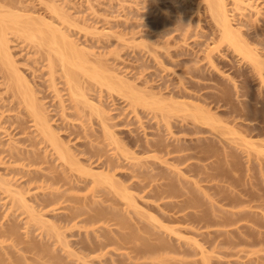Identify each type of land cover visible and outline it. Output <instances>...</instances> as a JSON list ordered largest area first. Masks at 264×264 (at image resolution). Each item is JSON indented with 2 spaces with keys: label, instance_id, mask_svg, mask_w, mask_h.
I'll return each mask as SVG.
<instances>
[{
  "label": "rangeland",
  "instance_id": "rangeland-1",
  "mask_svg": "<svg viewBox=\"0 0 264 264\" xmlns=\"http://www.w3.org/2000/svg\"><path fill=\"white\" fill-rule=\"evenodd\" d=\"M245 1L250 3L249 6L250 5L251 6L250 7L246 6L245 7L246 9L244 8L246 11L243 9V11H245V12L242 11L241 12L242 14L240 13L241 10L238 11V10H236V8H234L235 0H226L225 1V3L227 4L226 7L229 10L228 13H229V17L231 18V22H232L234 28L235 29L237 28L236 30L239 31L237 38L243 39V40L239 39V41H242V42L245 41V43H242L241 46L237 43L239 45L238 48H242V46H243L244 49L242 48V50H244V52L246 51L245 49H247V48L251 49L252 48L254 52L257 51L258 55H260L262 57V60H263V58H264V0H244V3H245ZM248 3H246V5ZM0 6H1L0 9L2 8V11H5V12L6 11L9 12L12 10H16V12H19L20 11L19 8L22 7L21 11L23 8L24 9L27 8L25 10L26 13H28L27 15L22 16L23 18L21 16H20L21 18L18 16L21 20V21L18 20L20 23V24H18L20 26V28H19V26L15 27L14 23L12 24V23L6 22L7 24L8 23L12 24V25H9V26H11L10 30H9V27H8V31L6 30V36L9 40L8 44H9L10 52H11V55H12L14 61H15V63H14L15 67H13V69L10 67V69H12L14 71V68H16L15 70H17V72L20 73V76L23 75L24 78H26V80H29L30 85L32 86L31 88H33L32 90H34L33 92H35V93H33V95L35 94L34 98L37 99V101L36 100L35 101L40 102V105L42 104L46 108V110H44V111H45V113L47 111L46 115H48L47 118H49V120H50L51 128L56 131L57 137L59 138L60 141L62 140L64 143L66 142L67 143L66 145L69 144L68 146H70V149H71L70 152L71 153L73 152L71 154V156L74 154V158H72L71 156H70V158H72L74 161L79 162L80 166H84V167H86V169H88L87 167L90 166L91 170H89V173H91L92 169H93V171H95L93 173H96V171L105 172L107 169L106 168L103 169V167H105V166L102 165L104 163V161L109 160L107 162H112L114 165H115L114 162H116L118 164V167L114 166V167H116V169L113 168V169H111L112 171H110V172L114 173L113 174L114 177L112 176L114 178V181L117 180V181L123 182V184H124V182L127 184H130L131 186H129V187H130L131 192L136 195L135 198L138 200V201L137 200L136 201L139 203V206L140 205H142V207L144 206L145 209H142V210L146 213V214L143 213L145 216L142 217V215H141L142 213L139 212V209L142 207L137 209L138 212L137 211L134 212L132 210L133 208L125 209L124 208L125 207L124 199L120 198L118 195L111 194V198L113 197L114 203L110 202V201H107V202L104 201L103 202V200L101 199L102 196L96 197V199H99L100 202H93V201H91V199H87L86 201H89V203L87 202V205H85L84 208L82 207L83 212H81L82 215L80 214L81 218H79V219H82V216L84 218H86V216L88 217V215L90 216V214L94 215V214H92V213H94V211H96L94 209L97 208V210H98V207H100V209H101L103 206H105L107 208V207H109L108 205L110 203H113V206H114L113 212H115L119 216L121 215V217L123 216V218H122L123 221L125 218H126V220L129 219V221H131L129 223V226L131 224H133L136 227L138 224L137 227H140L139 224L144 223L145 225L144 224L143 225L148 227V228L144 227V229H142L141 228L142 226H141L140 227L141 230L137 229L139 231L138 235H142L141 237L150 236V234H152V233L147 234L149 232H147L146 230H148V229L152 230V227L154 229L155 228L154 225L155 224L157 225V223L159 222L158 221L159 219H161L160 221H163V223L165 225H168V226L169 225L172 226V224H173V226L177 227V225H178V227H180V229L182 230L181 232H183L185 229L186 230L190 229L192 226L191 227H190V225L187 226L188 223L190 224L189 221H187L186 224L185 223L179 224L178 222H176L178 224L175 225L176 223L174 221H172L173 223L171 224L169 220H166V219L164 220L163 217H160V214L163 213L161 211L162 213L159 214V212H160L159 203L160 202L154 201L155 198L152 200V198H153L152 196H151L152 198L151 197L147 198L150 195H145V194L153 193V192L149 191L150 187H152L151 186L152 183H153V185L156 183L159 184V174L163 173L162 171H164V170L166 172L165 173L166 176H167V172H168V175H169V173H170V175L173 173L172 174V175H174L173 177H176L178 175V173L180 174V173L184 172L183 175L180 174L181 176L178 175L177 177L183 178L182 180L180 179L181 182L183 180L184 181L188 180V182L187 181L184 182V183L187 182V184L188 183L190 184L189 179L192 180L191 184H190L191 186H188L189 184L187 185V184L183 183L184 186H186V189H187V187H189V188L191 187L190 189H192L194 186L195 187L198 186L197 188L200 189L199 185H201V188H202V186H203V188H205L204 186H208V185L210 186L211 183H212L211 186H213L214 183H216V184L218 183L219 186L225 184L226 186L233 187V188H229V189H234V191L239 192V193H237L238 195L241 193L240 195H244L243 197L247 198V199L251 195L249 193H246V192H245L246 193V195H245L244 192L242 193L239 190H241L243 188H245V189L250 188L251 190H249V189L248 190L251 192V194H254V192H255V194L256 193H258V194L264 193V191H263V189H264V176H262V174H261L262 171H260V170H262V168L264 169V167H263V165H264V154L263 153L264 152L260 153L257 151L259 149V147H261V146L264 147V80L262 79L264 77L263 76L264 75V68L262 70L260 69L261 72L254 69V65L256 64L255 61L253 64V62H252L253 60L248 59V57L246 55H244L245 53L244 52L242 53V50L235 49L226 40L223 41L221 39L220 27L217 25L216 18L213 15L211 9L209 8L207 0H0ZM247 7H248V9H247ZM10 8L11 9L13 8V9L11 10ZM57 10L60 11L59 16L63 15L64 17L63 16H62V18L59 17L58 16L59 11H57ZM25 11L23 10L22 12L24 14H26ZM27 11L32 12V14L31 13L30 14L35 15V17L33 18V16L29 15V12H27ZM2 13H4V12H2ZM9 13H11V12H9ZM23 13H21V14H23ZM25 16H31L34 20H35L36 16H38L40 18L44 16L43 18L46 17V19H44V20H47V19H48V21L51 20V22H55V23H53V25H56V26L58 25L59 28L61 27V29H63V30L65 29L66 33H68V35L70 34L71 38L73 39V42L75 40L76 45H78L79 49H81L80 52L82 51L81 53H85V54H82V56L85 55V56H83L85 58L87 55V57H86L87 61H88V59L91 60V62L88 61L87 64L85 63L87 66L84 65L85 68L86 67L88 68V69L86 68V71L87 70H91V71L96 70V71H99V73H101L102 71H106L105 73L102 72V75H103L102 77H106L108 75H109V77L110 76L113 77L112 74L110 75V72H115V73L118 72V75L120 73V75L124 76L123 77L124 79H122V80L123 81L125 80V83H127V84H123L124 87H125V85H128L130 83L129 85L132 86L136 91L135 92L133 90V93L135 92V93H137V94L139 93V95H141L143 92V94L146 95L145 98L143 97L144 99H146L147 95L151 94V93L149 94L148 91L154 92L153 94H151V96L147 97V99H148V100L146 99L147 102H145L146 100L143 99L145 103L142 102L143 103V104L141 103L142 105L141 104L134 105L137 108L132 107L129 104V103H131L130 102L131 100L129 98H126L125 97L126 95H123L125 92L119 93L117 91H112V90L109 91V89L107 87H105L104 85H101V83H103V81L100 80L101 81L100 82L97 80L95 83L92 82L93 80L92 79L90 80V76L88 75L89 74L88 71H87V74H85L86 72L84 71V69L82 71L79 68L80 71H78L79 70L78 67L66 65V66H68V68L70 70L73 67L76 68V70L78 69L77 70L78 72L76 71L75 73L76 74L78 73V75L80 76L79 78H81V81H79V83L81 82V84H80L81 87H82V83L84 82L83 83L84 88L82 87L84 90H82V91H84L85 94L87 95V97L91 98V100L93 102H96L97 104L101 103L100 105L103 107V109L105 108L106 113H105V116H103V117H107V118H105L106 119L105 123H107L108 128H110L109 130L112 131V134L115 137H117V139H119L118 141H120V143H119L118 148H120V146L122 145L123 147H121V148L124 149V154H122V151H120L118 148H116V146H118V145L114 144V142L111 139L110 140L107 139L108 137L105 138L104 134H107V136H109L108 133H105L106 131L108 132V129L104 130V127L102 126L103 124H101L98 115L97 116H96V114L92 115L93 113L90 115L91 112L88 109L89 107H86V104L84 102H83V105L85 107L81 104V106L84 108H82L80 105L79 106L82 109H84L85 112L86 111L88 112V110H89L90 113H88V114L90 115V117H89V115L88 116L86 115L87 117H85L84 115L86 113L83 114L84 117L83 116L80 117V114L78 115L79 111L77 109H75V106L73 107V105H75L74 103L77 102L76 100L79 101V99L80 100H83V99H81V97H82L81 95H80L81 97L78 95L79 97H78V99H75V102H73L71 100V97H70L71 95H70V90H69L70 87H69V84L66 82L67 77H65V74H64L65 72L63 73V71L66 70L67 68H66V66H64L66 69L64 67H62V65H61L62 63L60 61H58L59 57L57 55H55L57 52L54 51L56 49L54 47L52 49L51 48L49 49L48 47L50 45L47 46V44H46V46H45V44L40 45L39 40H36L33 38L30 39L22 31L24 28L28 29L31 24H32L31 28H32V26L34 28L39 27V23H42L43 21H41L37 18L38 21H40V22L38 24L34 25L37 21L35 20V23L33 22L34 23L33 24V23H31L32 20L28 19V20H30L29 21L30 25H28V22H26V23L23 22V19H24V21H25V18L27 19V17H25ZM65 17H66V20L64 19ZM43 18H41V19H43ZM58 19H60V20H58ZM7 21H10V20L8 19ZM21 22H23L26 26L23 25V23L21 24ZM31 28H29V29H31ZM15 29H17L18 31ZM33 29H31V30H33ZM34 30L37 31V29H34ZM24 31H25V29H24ZM37 32H35V34ZM36 35H38V34H36ZM36 37H34V38H36ZM239 43H241V42H239ZM216 45H217V47H215L214 49H211L213 46H216ZM245 45H247V47ZM81 47H83V50L86 49L87 52L90 50L89 54L86 53V50L83 52ZM248 49H247V51H248ZM47 53H49V54L51 53L50 54L51 56ZM47 55L50 56L49 57L50 59L51 58L53 59V60L51 59L52 63L54 61L53 66H51V67H53L52 69L49 66L50 63L48 64L49 60L47 59L48 58ZM88 55H90V56H88ZM260 56H259V58H261ZM77 60H75V62H77ZM92 62L95 63L96 65L95 66L92 65L93 64ZM89 63L91 65H89ZM98 64H99V66H98ZM3 66H4L3 63L0 60V158H2V161H3V162L1 161L2 163H0V178L3 179V177H5L7 182H11L13 184L12 188L16 189L15 190L16 192H20L17 190H21L23 192V195H24L23 197L26 198L27 204L29 203L30 205H33V207L35 208V211L36 212L39 211V214L42 213V216H44V217H40V219L44 218L43 220L46 222H48V220H50L49 222H52V224H54V222L56 224H58V226H60L58 231L60 233H62V235H60L61 237H59V238H58V235L60 233L58 234L55 232H53V233L50 232V234L52 233V235H50V234H49L50 236L47 235V233H48L47 232L48 229H46L47 223L45 222L46 226H43V227H45L43 229L41 227L42 223L40 222V220L38 222V220L36 221V219L33 218V217H35L34 216L35 213H34V215H32V213H31V211L33 212V210H31V209H30V211L28 210L31 214V215H29L27 210H25L22 207H19V205L14 204L16 202L13 203L12 200L15 201L16 198L13 197L12 194H9L8 193L9 191L4 190V188L6 187L5 185H0V228L1 229H2V226H3V228H5V226L11 224L12 222H15L16 225L19 226L18 227L19 231L18 230L17 231H18V233L20 232L19 237H21V242L23 239H24V241H25V239L27 241L30 239L32 241L34 240L35 242H37V241L40 242V244L42 246H44V245L47 247L50 246L51 248L49 247L50 248L49 255H50V252L51 253L54 252L55 253V255H53L54 257L56 256V254L59 255L60 257L62 256L61 257L62 260L64 259L63 261H65V262H67L69 260L68 261L69 264L70 263L71 264L72 263L73 264H84L85 263V262L83 263L80 261V260L83 261L84 258L78 259L79 256H77L76 253H74L75 251H73V250H76L78 255L80 254V257H81V254H82V257L88 256V258L90 260L86 257L84 259V261H86L88 259L87 262L88 261L93 262V260H94L93 264H119V262L121 263V260H123L122 262L127 261L126 262L127 264H130V263L135 264V262L138 263L139 260H140L139 262L146 261V264H150L154 260L157 261V263L159 260L160 263H158V264H204V260L201 257L202 254L200 252L202 250H203V252H205L204 255H206L208 257V262H210V260H211L210 264H226V263L227 264H236V263L241 264V262L243 260L245 262H248L247 264H249V262H250V264H255L256 261H257V264H258V261H261V262L263 261V264H264V251H263L264 250V243L261 244L260 242H258V243H260L259 245L257 243H255V244H257L255 246V244L251 245V243H249V241H251L250 239H248L249 241L246 239V243L248 241L249 245L248 244L245 245L246 243L243 239H244V237L245 238H249V237H248V235H247V237L244 236L243 232H242V234L240 232L241 230L244 229L243 231L245 233H247L248 231H250L252 229V226H253L252 222L247 223L249 221H245V224L251 225L250 230L248 228L245 229L244 227L247 226V225H245L244 227L242 226V228L240 227V229L238 228V231L234 230L237 228L236 226H230V225H229L230 227L227 226V228H226V226L221 228L220 226L218 227L216 225H213L212 227H210V226L208 227L210 229L203 226L204 229H202L200 227L202 230L198 231L200 229L199 227L198 228L196 227V226H198V224L194 223L195 224L194 225L192 223L193 228L196 227L192 231L198 232V233L199 232L201 233V231H203V230L207 231V232L210 230L213 231L216 229V228H214L215 226L218 227L219 230L221 229L222 231L228 229L227 232L230 233V235H231L230 231H233V232L235 231L236 233L240 232L237 234L235 232H234L235 234L232 233V234H234L232 237L235 236L234 237V239H235L236 236H238L239 234H241V235H239L240 237L244 236V237H242V241H243L242 243L243 244L240 242V245H244L245 249L243 248V246H240L239 244L237 246L236 245L234 246L236 248H233V247L226 245V244H224V245L222 244L220 246V244H218V241H217V239L219 238L217 233L220 232L221 230L220 231L217 230L218 228L216 229L217 230L215 233L216 235H214L215 231L212 232L213 234L211 232H208L207 235H205L206 232H205V234L204 233L201 234V235L205 236V239L203 236H202L203 238H201V236L199 237L200 233L199 234L193 233L191 231V229L188 230L189 232L184 231L183 232L184 234L181 233L185 236L186 235L191 236L190 238H192L193 236H196L195 238L197 240H199V241L201 240L199 242L200 244H202V245H199L201 250H199V246L197 248V245L196 246H195V244L192 245L190 243L191 241H189V239H188V241H189V245H188L187 241L185 243V238L182 237L179 239L178 236L175 235L174 233L170 234L169 232L163 231V229L160 228V230L163 231L162 232L159 230V228H155L154 229L155 231L159 230L158 232L156 231V234L157 233H158V235L161 234L162 237L164 235V236H166V237H164L166 239L170 238V241L169 240H167V241L170 244L172 243L173 247H175V246L178 247V245H179L178 248L182 250V249H186V248L181 247V246H184L186 244V245H188L187 248L189 247L188 249L189 250L191 249L195 253H189V255H184L183 253H181L179 251H174L176 253H174V252L171 253V251H170V252H168V254L160 253V255L157 259H155V256H152V257H154V258H152V257H149L150 256L149 255V256H147L149 258L142 257V259H140V257H138L139 260H136V256L134 259V254H135L134 249L136 246L135 247L132 246L134 248L133 249L132 247L130 248V247H128V245H126V244H129V246H130V244L132 245L133 243H126V244L124 243V245L127 246V248H123L124 246L122 244L123 247H121V250L115 251L119 248L118 246H116V245H119L116 242H115L116 245H113L114 244L113 243L111 246L108 245L109 248L105 247L106 249L108 248L107 250L105 248L103 249L105 252L101 249H100L101 251L98 249V250H95V252L93 251V253H92V251H91V253L89 251H87L88 245H89L87 241L90 242L92 237L94 238L95 236L99 235V232H103L104 230L106 231L105 228H107L108 231L111 230V228L114 230L116 229L115 230L116 232H118V230H120V229H121L120 231H123L122 228L118 229L122 222L120 224H114L115 219L114 220L112 219L113 215H114V214L112 215L113 212L110 213L111 215L108 213L109 216H107V212H109V210H110L109 209L110 207H109L108 211H107V209H105V210L103 209L104 211L102 210L103 213L105 211H106V213L103 214L104 216L102 215L103 217L102 216L100 217L99 221H101V222L95 221V224L90 223V225H93V226H90L89 223H87L88 225H86V223L84 224V222H82L83 224L81 223V225L79 227H77L78 226V224H77V226H75V227L73 226L74 228H70L71 227L70 224L73 225V223L71 222L69 224V223L65 222L66 219L62 220V218H65L66 216L68 218L69 217L68 215L71 216V214H70L71 209L69 208L70 207L69 205H71V207L72 206L74 207L76 205L75 203H74L75 205L72 204L73 201L70 202L68 200L67 202L63 203L64 208H58V209L56 206H55V208L54 207L52 208V206H50L47 208L44 207V209H43L42 206L38 205V203L40 202V199L44 198V196H45L44 194L49 193L50 188H52V187L54 188V186L50 187L48 190H46L44 188V187H48V186H44V185L50 184V180H51L50 176H51V178L53 177L52 175H54V177L60 178V175H62L61 177H63L65 174H67V175H65V177H67V176L69 177V175H70V180L73 179L72 177H74V179H75L74 182L76 184L73 182V180H71V182L67 181V183H65L66 181L64 182L61 180L64 184L61 183V181L59 182L60 185L58 184L59 192L66 190V191H64L65 195H69L71 197H73L74 195H75L74 197H76V196L82 197V196H84V194L89 196L90 193L87 194L89 191L86 190L87 189L86 187H83L86 184L76 182V180H77L76 178L81 177V179L84 178V179H86V181L90 180L89 183L91 184L92 176L89 175L88 170H86L82 167L81 168L86 170L87 172L84 170L81 171L80 166H79L80 171L74 170V169H77L76 166L73 167L74 169L69 171V165H68L69 163L65 162L62 158L58 157L59 155H57V153H55L56 150L54 151V149L52 148L53 146L48 144V140L46 139L47 137L44 138V137H42L41 133L39 134L37 126L34 123L35 121L32 120L33 118H31V116H29V112H28L29 109L27 111L25 104L22 103L23 100L21 102L22 98H21L20 94L18 92L16 93V90L14 88L16 83L14 82V84H13V82H11L12 78L10 77V74L8 71H10V72H13V71L8 69V68H7L8 69L7 70ZM91 66H94V67H91ZM61 67L64 70H62ZM74 68H73V70H75ZM97 68H100V69H97ZM109 69H111V71H109ZM260 74H263L262 78H261ZM120 77H122V76H120ZM79 78H77V79L79 80ZM107 79H109V78H107ZM113 79L115 80L114 77H113ZM89 81H91L90 84H88ZM71 84L73 86L72 82H71ZM198 85H200V86H198ZM75 87H77V86H75ZM132 87H128V88H130V90H131ZM73 89H76V88H73ZM125 89H127V88H125ZM78 90H81V89H78ZM127 90H129V89H127ZM130 90H129V92H131ZM144 90L147 91V93L146 92L144 93ZM140 91H141V94H140ZM76 92H78L77 89H76ZM80 93H82V92L80 91ZM204 94H210L211 96L207 98V97H205ZM152 95L154 96V98L152 97ZM216 95L217 96L221 95L220 96L221 98L217 99ZM161 96H163L162 98L166 97V98H170V99H172V97H173V99H176V100L178 99V101L179 100L185 101L187 103H190L192 101L194 103H196V102L200 103L202 101V98L203 99L207 98V99H205L206 102H205V100H203L204 102L202 101L201 103L204 105L206 103L205 107H208L209 110H211V112H213V113L215 112L216 113L215 115L218 116V117L216 116V118H219V119H220V117L222 118L221 122L219 120H217V121H219L218 123L215 122L216 131L218 133L215 130H213L210 125H205V126L203 125L204 126V128H203L204 132H200L197 134L192 133L190 131L188 132L185 130H183V131H185V132H183L179 128L185 121L187 122L188 120H185L184 122L182 121L183 123L181 122V118L186 117L184 115L185 110H183V108H181L182 105H180V106L176 105L177 107H175V106L172 107L170 105L171 102L168 100L169 104H168V102H166V103L170 107L165 106L164 108H162L163 111H161L162 109L159 110L160 108H158V106H157V108H156V106L154 107V105H156L158 103L157 101L159 99H162V98H159ZM156 98H158V99H156ZM166 98H164V99H166ZM60 99H62L64 102V103L62 102L63 105H65L64 111H63ZM152 99L153 100L155 99L156 101L155 100L153 101ZM149 102H154V103L157 102V103L156 104H154V103L150 104ZM79 103H81V102L79 101ZM146 103H149V105H146ZM144 104H145V106H144ZM167 104H165V105H167ZM157 105H159V103ZM182 107H185V106H182ZM246 107H252L253 110L251 111V113L246 112V109H245ZM173 108L180 109V111H177V109H173ZM181 109H182V111H181ZM82 113H84V112H82ZM186 113H189V112H186ZM161 114H163V116ZM165 115L166 116L168 115L169 117H171L169 120L171 128H169V129L172 130L173 133H171V131L168 130V127L166 126L167 124L164 123L166 120H168V119H166L168 117H166ZM164 116H165V118H164ZM163 119L165 121H163ZM187 119L190 120L191 117H188ZM186 122H185V124H186ZM251 125L253 127V128H251L253 131H250V129H249V127H251ZM189 126L191 127V125H189ZM259 128H260V130H258ZM262 128H263V130H262ZM233 129H235V130H233ZM239 129H241V130H239ZM254 129H256V130H254ZM223 130L225 132L223 134L224 136L219 135L221 133V131H223ZM236 130H238V133L236 132ZM246 131H248V132H246ZM161 135L164 138L163 140L166 141L167 143H176L177 139L181 138L180 139L181 142L184 141V143L186 142L188 144L190 142L194 143L195 139L198 137L200 139H204V137H205V139H204L205 142L209 141L212 144H214V146H216L218 144L215 147V149L218 151H215V152H216V154L218 152L219 157L218 156H216V157L222 158V159H224V154L222 155V153L227 152L229 150L230 152L228 151V153H233L234 159L238 160V163H236L237 167L234 166V167H236V169H234L235 171L232 170V166L230 164H229V167L224 165L225 163L224 164L222 163V159L216 160V161H218L216 163L215 159H213L214 157H212V160H214V162L216 164L212 163L211 159L209 160V158L207 160L204 159L205 161L202 159L203 162L200 161V159L197 160L198 158L197 159L193 158L191 162H193V165L195 167L198 164L199 165V167L197 166L198 168L201 167L200 165L203 166L204 164L205 165L208 164L209 166L214 165V168H212V169H216L215 168L216 166H221V168L224 166L225 168H223V170L228 168L227 170H225L226 173H228V176H226L225 175L226 173H225L224 178H226V177L228 178L230 175L231 176L233 175V177L236 178L238 181H240V182L242 181L241 183H243L242 184L243 188H241L242 185L240 186L241 183L239 184V182H237V180H234V181H236V183H233V181H232L233 178H232V180H231V178H228V180H227V178L226 179L223 178L224 180H219L218 177L224 176L223 173L219 172L218 169H220V168L217 167L218 169H216L214 171L211 168H208V165L206 166L208 168V172L211 169V171L213 172L212 174H217V172L221 173V175H218V177H217L218 179L217 178L214 179V181H217V182L213 181L214 182L213 183L212 181L207 182L208 180H202V181L200 180L199 181L200 184L197 182V184H199V185H197V184H196L197 186L192 185L194 183L193 182L194 177H195L194 180H196V178L205 179L204 174H202L203 172L205 173V171H204L206 168V167H204L205 165L203 166L204 170L202 169L203 172L199 173L200 170L199 169L197 170V167L195 169V167H192V165L186 166L187 164H179V163L175 164L173 162V160L170 159L171 158L170 155H165L164 152H162V150L159 149V147H157L156 145L155 146L152 145V144H155V142L158 141L160 138H162ZM243 135H246L245 139L248 138V139H246L247 141H245L243 138H241ZM46 140H47V142H46ZM111 141H112V143H111ZM11 146L15 147L16 149H11L10 148ZM158 146H159V142H158ZM224 148L227 150L223 151ZM125 150L128 153V156H129V157L127 156L128 158L125 157V154H126ZM11 151L16 154L17 160L14 161V159L10 156ZM153 155L157 156L158 158H159V156H162V159L168 158V161H167V163H166V160H164L165 162L164 161L160 162L159 159L153 158ZM149 156H151V157H149ZM220 156H223V157H220ZM134 157L136 159L141 158V160H139L140 162L143 161V162H141L142 164L139 162L141 166L137 165L135 163V161H137V160H134L135 159ZM72 159H70V160H72ZM237 160H236V162H237ZM219 161H221V163L223 165H221V163ZM239 161H240V163H239ZM144 162L147 164H144ZM172 162L175 165H171V164H173ZM258 162H260V164ZM132 163L133 164L135 163L136 165L135 164L132 165ZM168 164H170L171 166ZM261 164H262V166H261ZM145 165H146V167L147 166H150V167L145 169L144 168ZM257 166H259V168L261 167L260 170L258 169ZM70 167H72V166L70 165ZM187 167H190L191 169L193 168L196 171H199L198 173L201 174L202 176L200 175L201 177H196V174L193 173L195 170H192L193 172L188 171V170H190V168L188 169ZM203 167H201V168H203ZM177 168L178 169L180 168L182 171H180V170L178 171ZM229 168H231V169H229ZM142 169H144L143 170L144 172L147 169L151 170L152 174L154 172L155 177H156V179L151 180L152 179L151 178L152 176H151L149 179L151 181L147 180V182L149 181V183H151V185L149 184V186H148L149 189H147L148 191H144L145 193H142L143 190L139 191L140 188L138 189L137 187L132 185L133 180H137V179L132 178V177L137 175V172L139 170H141V174H142ZM29 171H31L32 175L37 174L36 176H40V177L36 178L37 181L34 180L36 182L32 181V182H29V184H28L27 174H29V173H27V172H29ZM159 171H161V172L157 173ZM227 171H231L232 173L231 172L229 173ZM214 172H216V173H214ZM112 173H110V175ZM148 173H150V172H148ZM156 173L158 174V176H156ZM176 173H177V175H176ZM71 174L73 176H71ZM165 174H164V176H165ZM199 174H198V176H199ZM209 174L210 173H208V174L206 173V175H209ZM79 175H81V176H79ZM45 177L48 180H44ZM65 177H63V179H66ZM145 177H143V175H142L143 179ZM7 178L9 179V181L7 180ZM38 178H40V180ZM140 178H141V176H140ZM170 178H172V176ZM170 178H168L167 181L170 180ZM146 179H144L145 180L144 182H146ZM171 180L174 181L173 178ZM176 180H178V179H176ZM225 180H227V181H225ZM220 181H221V184H220ZM47 182H48V184H47ZM160 182H163V180H161V178H160ZM177 182H179V181H177ZM107 183H104V185L109 186ZM232 183L234 185L238 183L239 186H236V188H235L234 185L232 186ZM245 183H246L247 187L245 186ZM248 183H251V187L249 186L250 184H248ZM0 184H2V183H0ZM27 184L29 185V187ZM40 184H42L43 187H38ZM176 184H178V183H176ZM228 184H230L231 186ZM78 185L80 186V188H77ZM225 185L222 186L224 189L219 187V186L218 187L220 188V190L223 189V190L228 191L229 189L227 190ZM60 186H62V187H60ZM75 186H77V187L74 188ZM182 186L183 185H181V190H179L180 192L184 190V189L182 190ZM184 186H183V188H184ZM257 186H258L259 191L257 189ZM218 187H215V188H218ZM10 188H11V186H10ZM197 188H195V189H197ZM206 188H205V191H206ZM261 188H262V190H260ZM195 189H193L194 192H195ZM202 189L200 190V196L202 193L201 192ZM212 189H210V191ZM184 191L187 194H190V192L188 193L186 190H184ZM189 191H191V190H189ZM207 191H208V189H207ZM210 191H208V192H210ZM231 191H233V190H231ZM210 193L209 194L206 193V196H207V194L209 196ZM141 194L143 197H146V198H142ZM198 194H199V191H198ZM247 194H249V195H247ZM17 195H14V196H17ZM211 195L208 198L205 196V194H203V196H205L204 198L201 196L202 201L205 199L202 202L204 208L205 207L209 208V206H207V205H210V204H208V202L206 200H208L210 202L213 201V199H212L213 197L211 198ZM176 197L177 196H175L174 198H176ZM216 197L217 196H215V198ZM12 198H14V199H12ZM172 198H170V199L166 198L165 200L166 201L175 200ZM179 198L183 199L184 196L179 195ZM179 198L177 197L176 200H179ZM209 198H211V200H209ZM165 200H163V201H165ZM215 200H217V198ZM157 202H158V205H157ZM219 202L220 201H215V203H214V201H213L212 204L214 203V205H216V203H218L219 206L218 205L217 206L219 208L221 206V207H226L227 209L229 208V210L230 209L234 210L232 206L226 205V203H224V202H221L222 204ZM145 203L149 204V205H146ZM250 204L253 207H251V205H249V204L244 205L246 207H248L247 205H249L251 207V208L248 207L247 210H252L253 212L255 210L256 213H259V214L260 213L262 214V212L264 211L262 209L263 205L262 206L258 205L259 207L257 206L258 208H256L255 202H252ZM258 204H259V202H258ZM262 204H264V203H262ZM145 205H146V207H145ZM222 205H225V206H222ZM149 206H151V207H149ZM66 207H68V208H66ZM105 207H103V208H105ZM246 207H243V208L246 209ZM160 208L162 209V207H160ZM208 208H206V209H208ZM214 208L216 209V207H214ZM49 209H53V210H49ZM188 209L186 212L195 211V212L199 213L198 210H196V208L195 209L194 208H188ZM212 209H213V207H212ZM227 209H224V210H227ZM184 212L179 214V215L184 214ZM253 212H251V213H253ZM83 213H85L84 214L85 216L83 215ZM139 213H140V215H139ZM105 215L107 216V219L111 216V218H109V219H111V221H109V219H108V222H107ZM118 215H116V218H118V220H121L120 219L121 217H119ZM29 216H33V217H30V218H32V220L30 219V221L28 223L27 221L29 220ZM154 216H156V218H158L157 221H156V219L155 220L152 219ZM27 218H28V220H27ZM35 218H37V216ZM104 218H105L106 222H105ZM33 219H34V221H33ZM118 220H116V222H118ZM96 222H98V223H96ZM124 223H125V225H127L126 222H123V224ZM263 224H264V221L262 220V225ZM50 225L48 224V226H50ZM242 225H244V223ZM61 226H62V228H61ZM101 226H103V227L101 228ZM132 227H134V226H132ZM132 227H131V229L133 231ZM183 227H186V228H183ZM257 227L258 226H256V228ZM86 228L89 230H87ZM103 228H104V230H103ZM254 228H255V226H254ZM45 229L47 231H45ZM85 229H86V231H85ZM125 229H126V227H125ZM196 229H198V230H196ZM257 229L254 231V232H256L255 234L260 236L263 233L262 237L264 238V225L261 227H258ZM128 230H129V228L127 229V232H128ZM105 231L103 233H105ZM125 231L126 230H124V232ZM155 231H153V232H155ZM259 231H261L262 233H257ZM116 232H115V234H116ZM145 232H146V234H145ZM103 233H101V234H103ZM209 233L211 234V236L213 235L212 238H214L215 236L218 237L216 239V242H217L216 247H218V248L214 249V246H215L214 242L215 241H213L214 244L212 243L213 246L211 245L210 242H212V240H211L212 238L210 240H209V238L207 239V236L209 237V235H210ZM136 234H137V232H136ZM143 234H144V236H143ZM154 234L152 235V238L150 237V239L154 238L153 237ZM110 235L115 237V235L112 233ZM226 235H227V233H226ZM230 235H227V237H231ZM132 236H134V235L132 234ZM137 236H135V238ZM19 237L17 235L16 238H19ZM86 237L87 238L91 237V238L87 240ZM221 237L222 236H220V239H221ZM3 238H4V241L2 240ZM95 239H96V237H95ZM97 239L99 240L100 238H97ZM194 239H190V240H194ZM206 239L209 240L210 242L209 241L207 242ZM220 239H218L219 242L221 241ZM222 239H223V237H222ZM18 240H20V239H18ZM83 240H85V244L83 243ZM186 240H187V238H186ZM0 241H3V242H0V253L4 254L3 256L5 258L9 255L8 253H10L11 251L15 252V253L12 252L13 254L11 253V255H17V254L20 255L21 254V251H16L18 249L13 250V247L10 246L11 244H13L11 242V239L8 238L6 241L5 237H2L0 239ZM61 241L62 242L66 241L67 245H66V242L61 244ZM133 241H134V239H133ZM10 242H11V244H10ZM44 242L47 244H45ZM119 242L121 243L122 241H119ZM174 244H175V246H174ZM217 244L219 246H217ZM22 245H24L23 242L18 244L19 247L20 246L22 247ZM84 245L85 246L87 245L86 246L87 248H85ZM186 245H185V247H186ZM260 245H262V249H261ZM6 246L8 248L10 247L9 249H11V250H9V252H7L8 255L5 256L6 251L8 250ZM66 246L69 247V250L71 249V253L69 250H67ZM82 246L86 250L84 248H82ZM115 246H116V248H115ZM201 246H203V247H201ZM227 246H229V247H227ZM238 246L241 248H238ZM178 248H176V249H178ZM228 248H231V249H228ZM237 248L239 249V251ZM204 249L207 251H205ZM212 249H214V253H211L213 251ZM242 249H243V252L241 253L240 250H242ZM225 250H227V251H225ZM234 250L237 254L234 252ZM197 251H199V252H197ZM224 251L227 252L226 253L227 255L224 253V255L221 256ZM231 251H232V253H231ZM254 251H257V252L255 253ZM259 251H261V252H259ZM34 252L24 253V255L27 259L25 262L23 259V262H24L23 264H44L45 262L47 264L48 263L47 261H49V262L51 261L52 264H55V263H53V260H55V258L52 260L51 255H50V257H48L49 259L47 258V256H49V255H47L48 253L44 255V254H42L43 252H40L39 254L42 257L44 255V257L42 258L38 254L39 251H37V253H34ZM72 253H74L75 254L74 256H76V257H74ZM100 253H102V254L99 255ZM69 254H71V256ZM83 254L86 256H83ZM123 254L125 256H127V255L133 256L132 259L135 262L132 263L131 259H129L128 256L126 258H124L125 256ZM11 255H9V256H11ZM97 255L99 256V258ZM146 255H148V254H146ZM0 256L2 257L1 254H0ZM30 256L33 257L34 259H36L37 261L33 260L34 261L33 262L32 259L30 260ZM56 257H57V259L59 258L61 260L60 257H58V256H56ZM50 258H51V260H50ZM65 258H67V259H65ZM151 258L154 260H152ZM7 259L9 261L10 258L7 257ZM59 259H58V261L60 262ZM75 259H77V260H75ZM253 260H255V261L253 262ZM244 261L242 264H245ZM143 263H145V262H141L140 264H143Z\"/></svg>",
  "mask_w": 264,
  "mask_h": 264
},
{
  "label": "bare ground",
  "instance_id": "bare-ground-1",
  "mask_svg": "<svg viewBox=\"0 0 264 264\" xmlns=\"http://www.w3.org/2000/svg\"><path fill=\"white\" fill-rule=\"evenodd\" d=\"M208 1V5H209V8L211 9V11H212V13H213V15L215 16V18H216V22H217V25L220 27V30H221V39L223 40V41H227L231 46H233L235 49H237V50H242V48H243V46H242V48H238L239 47V45L241 46L242 45V43H245V41H239V39H241V38H237L238 37V34H239V31L238 30H236L235 28H234V26H233V24H232V22H231V18L229 17V10L227 9V7H226V3H225V1L226 0H207ZM246 3H248L247 1H245V3H244V0H235V6H234V8H236V10H238V11H240V13L243 11V9L246 7V6H248V7H250L249 6V4L250 3H248L247 5H246ZM54 4V3H53ZM52 4V5H53ZM3 6V5H2ZM54 6V5H53ZM1 7V6H0ZM21 7V6H20ZM248 7H247V9H248ZM22 8V7H21ZM21 8H19V10L21 11ZM55 8V7H54ZM58 8V7H57ZM11 9V8H10ZM9 9V10H10ZM13 9V8H12ZM11 9V10H12ZM18 9V8H17ZM27 9V8H26ZM26 9H22V11L24 10H26ZM246 9V8H245ZM244 9V10H245ZM4 10V9H3ZM8 10V11H9ZM61 10V9H60ZM18 11V10H17ZM19 11V12H20ZM16 12V10H12V11H9V12H11V13H9V12H5V11H2V8L0 9V60H1V62L3 63V67H5L6 69L8 68V69H10V67L13 69V67H15V65H14V63H15V61H14V59H13V57H12V55H11V52H10V48H9V40H8V38H7V36H6V30L8 31V27H9V30H10V28H11V26H9V25H12L13 23H14V25H15V27L16 26H19L18 24H20L19 23V21L18 20H20V18L22 17V16H24V15H27L28 13H26V11H25V13L26 14H24L23 12ZM56 11V10H55ZM57 11H59V10H57ZM246 11V10H245ZM245 11H243V12H245ZM2 12H4V13H2ZM15 12V13H14ZM27 12H29V11H27ZM21 13H23V14H21ZM32 14V12H29V15H31ZM60 13V11L58 12V16L60 15L59 14ZM242 14V13H241ZM20 18H19V17ZM31 16H33V18L35 17V15H31ZM31 16H25V17H27V19L25 18V21H24V19H23V22H28V25H30V23H29V21L30 20H32V22L31 23H35V20L37 21L34 25H36V24H38L40 21H38V19L39 20H41V21H43L42 23H39V27H33L32 26V28H31V25H30V27L29 28H31V29H37V31H35L34 29L33 30H31V29H26V28H24L25 29V31H24V29L22 30L23 32H24V34L27 36V37H29L30 39H36V40H39V43H40V45L41 44H45V46H46V44H47V46L48 45H50L48 48L50 49H52L53 47L56 49V50H54V51H56L57 53L55 54V55H57L59 58V60L58 61H60L62 64V67H64V66H66V65H71V66H76V67H78V69L80 68L82 71H83V69H84V71L86 72L85 74H87V71L89 72V76H90V80L92 79L93 81L92 82H96L97 80L98 81H103V83H101V85H104L105 87H107L108 89H109V91H117V92H119V93H121V92H125L123 95H126L125 97L126 98H129L131 101V103H129L132 107H136V106H134V105H138V104H141L142 102H144V100H146L147 99V97L148 96H151V94H153L154 92H150V91H148V93L150 94V95H147V97H146V99H144L145 98V94H143V92H142V94H141V91H140V94L141 95H139V93L137 94V93H135L136 91H135V89L132 87V86H130L129 84V86L128 85H125V87H124V85L123 84H127V83H125V80L123 81L122 79H124L123 77V75H120V73H119V75H118V72H110V75L112 74V76L115 78V80L113 79V77H109V75L108 76H106L107 78H109V79H107L106 77H102L103 75H102V72H106V71H102L101 73H99V71H96V70H93V71H91V70H87L86 71V68L84 67V65H86L87 64V62L88 61H90L91 62V60L90 59H88V61H87V59H86V57H87V55H86V57L84 58L83 56H85V55H83L82 56V54H85V53H81L80 52V50L81 49H79V46L78 45H76V43H75V40H74V42H73V39L71 38V36H70V34L68 35V33H66V30L64 31L63 29H61V27L59 28V26L57 27L56 25H53V23H55V22H51V20L50 21H48V19L47 20H44V19H46V17L45 18H43V17H41V18H43V19H41L40 17H38V16H36V18H35V20L31 17ZM63 16V15H62ZM62 16H59V17H61L62 18ZM57 17V16H56ZM64 17V16H63ZM19 18V19H18ZM23 18V17H22ZM38 18V19H37ZM60 18V19H61ZM9 19L10 21H7V20ZM28 19H30V20H28ZM60 19H58V20H60ZM65 20H66V17L64 18ZM63 19V20H64ZM27 20V21H26ZM56 20V19H55ZM21 21V20H20ZM6 22H9V23H12V24H7ZM23 22H21V24L23 23ZM6 24V25H5ZM23 25H25L24 23H23ZM27 25V26H28ZM26 26V25H25ZM38 26V25H37ZM14 27V26H13ZM7 28V29H6ZM18 28V27H17ZM19 28H20V26H19ZM63 28V27H62ZM15 30H17V29H15ZM14 30V31H15ZM13 31V30H12ZM18 31V30H17ZM20 31V30H19ZM35 32H37L36 34H38V35H36L35 34ZM241 33V32H240ZM8 34V33H7ZM241 35V34H240ZM239 35V36H240ZM37 36V37H36ZM34 37H36V38H34ZM38 38V39H37ZM71 38V39H70ZM238 41H237V40ZM241 40H243V39H241ZM239 42H241V43H239ZM239 45H238V44ZM78 46V47H77ZM246 47H247V45H245ZM215 47H217V45L216 46H213L211 49H214ZM82 48V50H83V47H81ZM250 48V47H249ZM244 49V48H243ZM248 49V48H247ZM247 49H245L246 51H247ZM252 49V48H251ZM251 49H248V51L246 52H244V50H242V53L244 52L245 54L244 55H246L247 57H248V59H250V60H253L252 62H253V64H254V61H255V65H254V69H256V70H258L259 72H261V70L264 68V58H263V60H262V57L260 56V55H258V53H257V51H253V49L251 50ZM86 50V49H85ZM85 50H83V52L85 51ZM51 51V50H50ZM89 52H90V50L87 52V50H86V53H88L89 54ZM247 53V54H246ZM47 54H49V53H47ZM51 54V53H50ZM49 54V55H50ZM91 54V53H90ZM48 56V55H47ZM51 56V55H50ZM50 56H48V64H49V66L51 67V66H53V63H54V61H53V63H52V60L49 58ZM56 56V57H57ZM88 56H90V55H88ZM245 56V57H246ZM259 56L261 57V58H259ZM91 58V57H90ZM77 60V62H75V60ZM93 60V59H92ZM84 63H83V62ZM59 62V63H60ZM86 63V64H85ZM93 63V62H92ZM89 65H91L90 63H89ZM92 65H96L95 63H93ZM87 66V65H86ZM94 66H91V67H94ZM98 66H99V64H98ZM101 66V65H100ZM61 67V68H62ZM53 67H51V69H52ZM65 68V67H64ZM67 68V69H66ZM66 70H64L63 68H62V70H64L63 71V73L65 74V77H67L66 78V82L69 84V90H70V97H71V100L73 101V102H75V99H78V97L80 96L81 97V99H83V100H80L79 99V101L81 102V103H79V101L78 100H76L77 102L76 103H74L75 105H73V107L75 106V109H77L79 112H78V115L80 114V117H82L83 116V114H85L84 116L85 117H87L89 114L88 113H90V115L92 114V115H95L96 114V116L98 115L99 116V119H100V122H101V124H103L102 126L104 127V130H107L108 129V132L106 131L105 133H108V135L109 136H107V134H104L105 135V138H107V139H111L113 142H114V144H116V145H118V146H116V148H118L119 147V143H120V141H118L119 139H117V137H115L113 134H112V131L111 130H109L110 128H108V125H107V123H105V121H106V119L105 118H107V117H103V116H105V108L103 109V107L100 105V104H97L96 102H93L92 100H91V98H89V97H87V95L85 94V92L84 91H82V90H84L83 88V83H82V87L80 86V84H81V82L79 83V81H81V78H79L80 76L78 75V73L76 74L75 72L78 70H76V68H74L75 70H73V68H71V70L68 68V66H66ZM96 68V67H95ZM104 68V67H103ZM7 69V70H8ZM12 69H10V70H12ZM16 68H14V71L13 72H10V71H8L9 72V74H10V77L12 78V81L11 82H13V84H14V82L16 83L15 84V90H16V93L18 92L19 94H20V96H21V102H22V100H23V102L22 103H24L25 104V107L27 108V111H28V109H29V116H31V118H33L32 120H34L35 122V125L37 126V129H38V131H39V134L41 133L42 134V137H44V138H46L47 140H48V144H50L51 146H53L52 148L54 149V151H55V153H57V155H59L58 157L59 158H62L65 162H67V163H69L68 165H69V171L70 170H72V169H74L73 167H77V169H74V170H79L80 171V168L82 167V168H84V169H86V167H84V166H80V163L79 162H77V161H74L72 158H74V154L71 156V154L73 153H71L70 151H71V149H70V146H68V145H66L67 143L65 142H63L62 140V142L59 140V138L57 137V133H56V131L54 130V129H52L51 128V124H50V120H49V118H47L48 117V115H46V113H47V111H46V113H45V111L44 110H46V108L41 104L40 105V102H36L37 101V99L36 98H34L35 97V94L33 95V93H35V92H33L34 90H32L33 88H31L32 86L30 85V82H29V80H26V78H24V76L22 75V76H20V73L19 72H17V70H15ZM69 69V70H68ZM80 69L78 70V71H80ZM88 69V68H87ZM94 69V68H93ZM97 69H100V68H97ZM106 69V68H105ZM104 69V70H105ZM261 69V70H260ZM108 70V69H107ZM16 71V72H15ZM77 71V72H78ZM109 71H111V69H109ZM108 71V72H109ZM115 71V70H114ZM19 73V74H18ZM83 73V72H82ZM114 74V75H113ZM261 75V78H262V75L263 74H260ZM105 76V75H104ZM120 76H122V77H120ZM264 76V75H263ZM77 78H79V80L77 79ZM126 78V77H125ZM103 79V80H102ZM263 80H264V77L262 78ZM11 80V79H10ZM78 80V81H77ZM114 80V81H113ZM262 80V81H263ZM100 81V82H101ZM119 81V82H118ZM128 81V80H127ZM126 81V82H127ZM71 82L73 83V86H72V84H71ZM90 82L91 81H89V83L88 84H90ZM86 83V82H85ZM99 83V82H98ZM71 85V86H70ZM75 86H77V87H75ZM198 86H200V85H198ZM87 87V86H86ZM85 87V88H86ZM128 87H132L131 88V90H130V88H128ZM73 88H76L77 89V91L78 92H76V89H73ZM124 88V89H123ZM125 88H127V89H129L131 92H129V90H127V89H125ZM78 89H81V90H78ZM127 90V91H126ZM133 90L135 91L134 93H133ZM80 91L82 92V93H80ZM143 91V90H142ZM101 92V91H100ZM127 92V93H126ZM139 92V91H138ZM147 93V91H145L144 90V93ZM130 93V94H129ZM85 94V95H84ZM79 95V96H78ZM205 95V97H210L211 95L210 94H204ZM217 96V95H216ZM219 96V95H218ZM217 96V99L218 98H221L220 96L218 97ZM223 96V95H222ZM84 97V98H83ZM142 97V98H141ZM144 97V98H143ZM152 97L154 98V96L152 95ZM163 96H161V97H159V98H162ZM150 98V97H149ZM164 98H166V97H164ZM164 98H162V99H159L157 102L159 103V105H157L156 103H154V102H149L150 104L151 103H154V104H156V105H154V107L156 106V108H157V106H158V108H160L159 110H161L162 108H164L165 106H167V107H170L168 104H169V102H168V100L171 102L170 103V105L172 106V107H177V106H180V105H182V106H185V107H182L181 106V108H183V110H185V112H184V115L188 118V117H191V119L189 120V119H187L186 117H183V118H181V122L183 121H185V120H188L187 122H186V124H185V122L180 126V130H185V131H190V132H192V133H195V134H197V133H200V132H204V126L205 125H210L211 126V128L213 129V130H215L216 131V125H215V122H221V120H222V118L220 117V119L219 118H216V116L217 115H215L216 113L214 112H211V110H209V108L208 107H205V105H206V103H205V105L204 104H202L201 102L203 101V100H205V99H207V98H205V99H203L202 98V101L200 102V103H194L193 101L192 102H190V103H187V102H185V101H178V99L176 100V99H173V97H172V99H170V98H166V99H164ZM223 98V97H222ZM144 99V100H143ZM156 99H158V98H156ZM216 99V100H217ZM36 100V101H35ZM61 101V105H62V108H63V111H64V107H65V105H63V100L62 99H60ZM148 100V99H147ZM147 100L145 101V102H147ZM153 100V99H152ZM155 100V99H154ZM153 100V101H154ZM215 100V101H216ZM156 101V100H155ZM261 101V100H260ZM63 102V103H62ZM83 102L86 104V107H89L88 109L90 110V112H89V110H88V112L86 111L85 112V110L84 109H82V108H84L85 106L83 105ZM144 102V103H145ZM166 102H168V104L166 103ZM199 102V101H198ZM204 102V101H203ZM205 102H206V100H205ZM149 103H146V105H149ZM194 103V104H193ZM81 104L84 106V107H82L81 106ZM143 104V103H142ZM141 104V105H142ZM165 104H167V105H165ZM82 107H80V106ZM88 105V106H87ZM153 105V104H152ZM177 105V106H176ZM144 106H145V104H144ZM252 106V105H251ZM171 107V108H172ZM137 108V107H136ZM173 109H177V108H173ZM246 109V112H250L251 113V111L253 110L252 109V107H246L245 108ZM76 110V111H77ZM136 110V109H135ZM134 110V111H135ZM255 110V109H254ZM137 111V110H136ZM161 111H163V109L161 110ZM177 111H180V109H177ZM181 111H182V109H181ZM233 111V110H232ZM82 112H84V113H82ZM186 112H189V113H186ZM82 114V115H81ZM87 115V116H86ZM90 115H89V117H90ZM162 116H163V114H161ZM83 116V117H84ZM166 116V115H165ZM165 116H164V118H165ZM88 117V118H89ZM101 117V118H100ZM166 117H168V118H166V119H168V120H164L163 119V121H165L164 123L165 124H167L166 126L168 127V130H170L169 128H171V126H170V118L171 117H169L168 115L166 116ZM218 117V116H217ZM185 118V119H184ZM217 120H219V121H217ZM189 125H191V127L189 126ZM204 125V126H203ZM248 127V126H247ZM106 128V129H105ZM251 128H253L252 127V125H251V127H249V129H250V131H253ZM256 128V127H255ZM233 130H235V129H233ZM239 130H241V129H239ZM254 130H256V129H254ZM258 130H260V128L258 129ZM262 130H263V128H262ZM171 131V133H173V131L172 130H170ZM185 131H183V132H185ZM217 132V131H216ZM236 132L238 133V130H236ZM241 132V131H240ZM239 132V133H240ZM246 132H248V131H246ZM218 133V132H217ZM225 132H224V130L223 131H221V133L219 134V135H223ZM248 134V133H247ZM188 135V134H187ZM218 135V134H217ZM224 136V135H223ZM161 137H162V135H161ZM245 137H246V135H243L241 138H243L245 141H247L246 139H248V138H246L245 139ZM43 138V139H44ZM178 138V137H177ZM219 138V137H218ZM164 138L162 137V138H160L158 141H156L155 142V144H152V145H156L157 147H159V149L160 150H162V152H164V154L165 155H170V159H172L173 160V162L175 163V164H177V163H179V164H187L186 166H189V165H192V167H195L194 165H193V162H191L192 161V159L194 158V159H197V160H199L200 159V161H202L203 162V160L204 159H208L209 158V160L211 159V161H212V163H217L218 161H216V160H221L222 158H218L219 156H218V152H217V154H216V152L215 151H218V150H216L215 149V147L218 145H216V146H214V144H212L211 142H205V137H204V139H200L199 137L198 138H196L195 139V142L193 143H184V141L183 142H181V138L179 139H177V142L176 143H167L166 141H164L163 140ZM176 139V138H175ZM184 139V138H183ZM221 139V138H220ZM45 140V139H44ZM47 140H46V142H47ZM162 140V141H161ZM204 140V141H203ZM207 140V139H206ZM232 140V139H231ZM112 141H111V143H112ZM221 141V140H220ZM158 142H159V146H158ZM64 143V144H63ZM237 143V142H236ZM260 145V144H259ZM258 145V146H259ZM262 145V144H261ZM121 147H123L122 145L120 146V148H118L120 151H122V154H124V149L123 148H121ZM11 149H16L15 147H13V146H11L10 147ZM223 148V147H222ZM70 149V150H69ZM219 149V148H218ZM225 150H227V149H225L224 148V150L223 151H225ZM229 151V150H228ZM228 151L227 152H224V153H222V155L224 154V159H222V163L224 164V165H226L227 167H229V164L232 166V170H234V169H236V163H238V160L237 159H234V156H233V153H228ZM258 152H264V147H259V149L257 150ZM125 152H126V154H125V157H127L128 156V153H127V151L125 150ZM220 152V151H219ZM230 152V151H229ZM257 152V153H258ZM235 154V153H234ZM259 154V153H258ZM264 154V153H263ZM220 155V154H219ZM13 159H14V161L15 160H17V156H16V154L14 153V152H12L11 151V155H10ZM33 156V155H32ZM35 156V155H34ZM70 156L72 157V158H70ZM216 156H218V157H216ZM129 157V156H128ZM127 157V158H128ZM148 157V156H147ZM149 157H151V156H149ZM212 157H214L213 159H215V162H214V160H212ZM216 157V158H215ZM220 157H223V156H220ZM135 158V157H134ZM133 158V159H134ZM153 158H157V159H159V161L160 162H162V161H164V160H166V163H167V161H168V158H163L162 159V156H159V158L157 157V156H155V155H153ZM218 158V159H217ZM70 159H72V160H70ZM203 159V160H202ZM241 159V158H240ZM134 160H137V161H135V163L137 164V165H140V163L141 162H143V161H139V160H141V158L140 159H134ZM236 160H237V162H236ZM2 161V158H0V163H2L1 162ZM107 161H109V160H107ZM107 161H104V163L102 164V165H104L105 167H103V169L104 168H106L107 170V172L105 171V172H103V171H96V173H93V172H95V171H93V169H92V171H91V173H89V170H91V167L89 166V167H87L88 169H86V170H88V173H89V175L90 176H92V178H91V180H92V182H91V184L89 183L90 182V180L87 182L86 181V179H81V177L80 178H76L77 180H76V182H79V183H83V184H86V185H84L83 187H86L87 189V191H89L87 194H89L90 193V195L89 196H87V195H85L84 194V196H80V197H78V196H76V197H74L73 195V197H71V196H69V195H65V192L64 191H66V190H63L62 192L60 191L59 192V187H58V184H59V182L62 180V181H66L65 183H67V181H69V182H71V180H73V182L75 181V179H74V177H72L73 179H71L70 180V175H69V177L67 176V177H65V175H67V174H65L63 177H65L66 179H63V177H61L62 175H60V178L59 177H54V175H52L53 177L51 178V176H50V184H48V182H47V184L48 185H44V186H48V187H44L46 190H48L50 187H52V186H54V188L52 187V188H50V190H49V193H45L44 195V198L42 199H40V204L38 203V205L39 206H42L43 207V209H44V207H50V206H52V208L54 207L55 208V206L57 207V209L58 208H64V204L63 203H65V202H67L68 200L71 202V201H73V205H75L74 207L72 206L71 207V205H69L70 207V209H71V216L70 215H68L69 217L67 218V216L65 217V218H62V220L63 219H66L65 220V222H67V223H73V225H71L70 224V228H74L75 226H77V224H78V226L77 227H79L80 225H81V223L82 222H84V224L86 223V225H88L87 223H89V225H90V223L92 224H95V221H98V222H101V221H99L100 220V217L104 214V213H106V211L103 213V211L105 210V209H107V211H108V208L111 210H109V212H107V216H109L108 215V213L110 214V213H112L113 212V210H114V206H113V203H114V200H113V197L111 198V194H115V195H118L120 198H122V199H124V201H125V209H128V208H133L132 210L135 212V211H137V209L138 208H140V207H142V205H140L139 206V203L137 202L138 200L135 198L136 197V195L135 194H133L132 192H131V190H130V187L129 186H131L130 184H127V183H125L124 182V184H123V182H120V181H117V180H115L114 181V176H113V174L114 173H112V172H110V171H112L111 169H116V167H118V164L116 163V162H114L115 163V165L112 163V162H107ZM190 161V162H189ZM205 161V160H204ZM140 162V163H139ZM165 162V161H164ZM172 162V163H173ZM220 163H221V161H219ZM78 163V164H77ZM134 163V164H135ZM171 164V165H175V164ZM195 163V162H194ZM211 163V162H210ZM209 163V164H210ZM215 163V164H216ZM219 163V164H220ZM221 163V165H223ZM239 163H240V161H239ZM259 164H260V162H258ZM133 163H132V165H134ZM135 164V165H136ZM142 164V163H141ZM144 164H147V163H145L144 162ZM143 164V165H144ZM228 164V165H227ZM70 165L72 166V167H70ZM168 165H170V164H168ZM170 165V166H171ZM205 165V164H204ZM203 165V166H204ZM208 164H206L204 167H206ZM212 165V164H211ZM79 166H80V168H79ZM114 166H116V167H114ZM141 166V165H140ZM197 166L199 167V165L197 164ZM196 166V167H197ZM201 167H203L202 165H200ZM234 166H236V167H234ZM260 166V165H259ZM259 166H257L258 167V169L260 170V168H259ZM261 166H262V164H261ZM143 167V166H142ZM150 166H147L146 167V165L144 166V168L146 169V168H149ZM191 167V166H190ZM190 167H187L188 169L190 168ZM196 167H195V169H196ZM197 167V170L199 169L200 170V172L199 171H196L195 169H191L190 168V170H188L187 168V170L188 171H192V170H195L193 173H195L196 174V177H201L202 175L201 174H199V173H201V172H203V170H204V167L203 168H198ZM217 167H219L220 169H218ZM234 167V168H233ZM263 167H264V165H263ZM81 168V171H83L84 169H82ZM208 168H214V165L213 166H209L208 165ZM208 168L206 167L205 168V173L203 172L202 174H204V177H205V179H202V178H196V180H194V178H193V184L192 185H196L197 184V182L199 183V181L201 180H208L207 182H213L214 181V179H216L217 177H218V175H221V173H223V175L226 173V171L225 170H227L228 168H226L225 170H223V168H225L224 166L221 168V166H216L215 168L216 169H218L219 170V172H221V173H219V172H217V174H212L213 172L211 171V169L209 170V172H208ZM239 168V167H238ZM237 168V169H238ZM249 168V167H248ZM203 169V170H202ZM207 169V170H206ZM216 169H212V170H216ZM229 169H231V168H229ZM86 170H84V171H86ZM144 169H142V174H141V170H137L136 172H137V175H135L134 177H132V178H135V179H137V180H133V186H135V187H137L138 189L140 188V190L139 191H141V190H143V192L142 193H145L144 191H148L147 189H149V184L151 185V183H149V181H151V180H154V179H156V177H155V173L153 172V174H152V171L151 170H149V169H147L145 172L143 171ZM149 170V171H148ZM177 170L179 171H182L180 168L178 169L177 168ZM231 170V171H232ZM112 173L111 175H110V173ZM231 171H227V172H231ZM235 171V170H234ZM260 171H262L261 172V174H262V176H264V169L262 168V170H260ZM87 172V171H86ZM140 172V173H139ZM148 172H150V173H148ZM161 171H159V172H157V173H160ZM164 174L166 173L165 172V170L164 171H162ZM199 172V173H198ZM216 172H214V173H216ZM259 172V171H258ZM27 173H29V174H27V176H28V179H27V182H28V184H29V182H32V181H34V180H36L37 181V177H40V176H36L35 174V176L34 175H32L31 174V171H29V172H27ZM109 173V174H108ZM149 175H148V174ZM156 173V176H158V174ZM163 173H160L159 174V184H154L153 185V183H152V187H150V192H153V193H149V194H145V195H150L149 197H147V198H150L151 196L153 197H151L152 198V200L154 199V201H159L160 203H159V209H160V212H159V214L160 213H162V214H160V217H163L164 218V220L166 219V220H169L170 221V223L172 224L173 222L172 221H174L175 223L176 222H178L179 224H181V223H185L186 224V222L187 221H189L190 222V224L188 223V225L187 226H189L190 225V229H191V231L192 230H194L196 227L198 228H202V229H204V227L203 226H205V227H212L213 225H216V226H220L221 228L222 227H224V226H226V228H227V226H236L237 228L236 229H234L233 227V229L234 230H237L238 231V228L240 229V227L242 228V226L244 227L245 225H247V224H245V221H249V222H247V223H251L252 222V229L254 228V226H255V228L252 230L251 229V225L249 224V225H247V226H245L244 228L245 229H251L250 231H246L247 233H245L243 230H241L240 232H241V234H242V232H243V234H244V236H246L247 237V235H248V237L249 238H245L244 236H239V235H241V234H239L238 236H236V240L234 239V237H232L235 233L233 232V231H230L231 232V235H230V233H228L227 232V230H224V231H222L221 229V231L223 232H221L220 230H219V228L218 227H214V228H218L217 230H219L220 232H218L217 233V235H218V237H214V238H212L213 237V235L211 236V234L209 235V237L207 236V239L209 238V240L211 239L212 240V242H210L209 240H207L206 239V241L208 242H210L211 243V245H212V243H213V241H215L214 243H215V246H214V249L215 248H218V247H216V239L218 238V239H220V236H222L223 237V239H222V237H221V241L219 242V240L217 239V241H218V244H220V246L223 244H226V245H229V246H231V247H233V248H236V247H234L235 245L237 246L238 244L240 245V242L242 243L243 241H242V237H244V241H245V243H246V239L248 240V239H250L251 241H249V243H251V245L252 244H255V243H257L258 245L261 243V244H263L264 243V238L262 237V232L261 231H259V232H257V233H262L260 236H258L257 234H255L256 232H254L258 227H261V226H263L262 225V220L264 221V204H262V203H264V193H261V194H258V193H256L255 194V192H254V194H251V192L249 191V190H251L250 188H243V183H241L240 181H238L236 178H234L233 177V175L230 177H228V178H231V180H232V178H233V183H236V181H234V180H237V182H239V184H240V186L242 185V187L241 188H243V189H241V190H239L240 192H244V194L246 195V193H249L251 196V198L249 197L248 199L247 198H244L243 196L244 195H238L237 193H239V192H237V191H234V189H229V188H233V187H229V186H226L225 184H223V185H220L219 186V184L217 185L216 183H214V182H217V181H214L213 183V186H211V184H210V186L208 185V186H204L205 188H206V191H207V189H208V191H210V189H212L211 191L213 192H206L205 191V188H203V186H202V188H201V185H199V184H197V185H199V187H200V189L199 188H197V187H195V188H197V189H195L194 187L192 188V189H190L189 187H187V189H186V186H184V184H187V182H188V180H185V181H187L186 183H184L185 181L183 180L182 182H181V180L183 179V178H181V177H177L178 175L179 176H181L180 174H182L183 175V173L184 172H182V173H178V175H177V173H176V177H173L174 175H170V173H169V175H168V172H167V176H166V174H165V176H164V174ZM206 173L208 174V173H210L209 175H206ZM232 173V172H231ZM31 174V175H30ZM92 174V175H91ZM147 174V175H146ZM194 174V175H195ZM198 174H199V176H198ZM234 174V173H233ZM25 175V174H24ZM56 175V174H55ZM142 175H143V177H145L144 179H146V182H144L145 180L142 178ZM145 175V176H144ZM154 175V176H153ZM201 175V176H200ZM206 175V176H205ZM226 176H228V173H226L225 174ZM225 175L224 176H220V177H218L219 178V180H224V179H226V178H224L225 177ZM71 176H73L72 174H71ZM79 176H81V175H79ZM113 176V177H112ZM140 176H141V178H140ZM149 178H148V177ZM152 176V177H151ZM172 176V178L174 179V181L176 180V179H178V180H176L175 182L173 181V180H171L172 178H170ZM150 177L152 178L151 180H149L150 179ZM155 177V178H154ZM203 177V178H204ZM236 177V176H235ZM5 177H3V179H4ZM48 178V177H47ZM68 178V179H67ZM160 178H161V180H163V182H160ZM168 178H170V180H168L167 181V179ZM217 178V179H218ZM221 178V179H220ZM224 178V179H223ZM228 178H227V180H228ZM2 178H0V183H2V184H0V185H5L4 187V190L5 191H9L8 193L9 194H12V196L13 197H15L16 199H15V201L14 200H12V202L14 203V202H16V203H14V204H16V205H19V207H22V208H24L25 210H27V212L29 213V215H31L30 214V209L31 210H33V212L31 211V213H32V215H34V213H35V217L37 216V218H35V217H33V216H29V220H28V218H27V222L29 223V221H30V219L32 220V218H30V217H33L34 219H36V221L38 220V222H39V220H40V222L42 223V225H41V227L44 229L45 227H43V226H46V223H47V228L46 229H48V231L45 229V231H47L48 233H47V235H49L50 234V232H55V233H60L59 231H58V229L60 228V226H58V224H56L55 222H54V224H52V222H49L50 220H48V222H46V221H44L43 219H40V217H44V216H42V213L41 214H39V211L38 212H36L35 211V208L33 207V205H30L29 203L27 204V200H26V198L25 197H23L24 195H23V192L21 191V190H17V191H20V192H16L15 190L16 189H14V188H12V183L11 182H7L6 181V178L3 180ZM39 180H40V178H38ZM166 179V180H165ZM181 179V180H180ZM7 180L9 181V179L7 178ZM44 180H48V179H46V177H45V179ZM147 180H149L148 182H147ZM227 180H225V181H227ZM230 180V179H229ZM230 180V181H231ZM36 181H34V182H36ZM61 181V183H63ZM177 181H179V182H177ZM191 181L192 180H190L189 179V182H190V184H191ZM108 182V183H107ZM11 183V184H10ZM75 183V182H74ZM104 183H107L109 186H107V185H104ZM121 183V184H120ZM176 183H178V184H176ZM183 185L184 186V188H183V186H182V190L184 189V190H186L188 193L190 192V194H187L184 190L183 191H179V190H181V185ZM184 183V184H183ZM226 183V182H225ZM228 183V182H227ZM231 183V182H230ZM232 183V186L234 185ZM27 184V185H28ZM64 184V183H63ZM76 184V183H75ZM189 184V183H188ZM187 184V185H188ZM188 185V186H191V185ZM216 184V185H215ZM220 184H221V181H220ZM248 184H250L249 186L251 187V183H248ZM259 184V183H258ZM42 184H40L38 187H43V185L41 186ZM57 185V186H56ZM60 185V184H59ZM62 185V184H61ZM178 185V186H177ZM180 185V186H179ZM226 186V188H227V190L229 189L230 191L231 190H233V191H226V190H223L224 188L222 187V186ZM228 185H230V184H228ZM10 186H11V188H10ZM36 186V187H37ZM108 188H107V187ZM132 186V187H133ZM221 187V188H223V189H221L220 190V188L219 187ZM231 186V185H230ZM235 186V188H236V186H239L238 185V183L237 184H235L234 185ZM245 186L247 187V185H246V183H245ZM28 187H29V185H28ZM60 187H62V186H60ZM70 187V186H69ZM77 186H75L74 188H76ZM82 187V188H83ZM179 187V188H178ZM215 187H218V188H215ZM262 187V186H261ZM43 188V189H44ZM77 188H80V186L78 185V187ZM254 188V187H253ZM252 188V189H253ZM13 189V190H12ZM42 189V188H41ZM85 189V188H84ZM146 189V190H145ZM193 189H195V192H194V190ZM202 189V193H201V196L204 198L205 196H206V193H210V195H211V198L213 199V201H214V203H215V201H220L219 203H221V202H224V203H226V205H230V206H232L233 207V209L234 210H232V209H230L229 210V208L227 209L226 207H221L220 206V208L218 207L219 205H218V203H216V205H214V203L212 204V202H210V201H208V200H206L207 202H208V204H210V205H207V206H209V208L212 206L213 207V209H212V207L209 209L208 207H205L204 208V206H203V201L205 200H203L202 201V197L200 196V190ZM255 189V188H254ZM257 189H258V186H257ZM256 189V190H257ZM52 190V191H51ZM58 190V191H57ZM189 190H191V191H189ZM193 190V191H192ZM236 190V189H235ZM260 190H262V188L260 189ZM45 191V190H44ZM198 191H199V194H198ZM255 191V190H254ZM258 191H259V189H258ZM263 191H264V189H263ZM64 192V193H63ZM180 192V193H179ZM183 192V193H182ZM186 194H185V193ZM206 192V193H205ZM224 192V193H223ZM234 192V193H233ZM246 192V193H245ZM15 193V194H14ZM18 195H17V194ZM253 193V192H252ZM20 194V195H19ZM185 194V195H184ZM203 194H205V196H203ZM208 194H207V198L208 197H210V195L208 196ZM249 194H247V195H249ZM14 195H17V196H14ZM22 195V196H21ZM135 195V196H134ZM179 195L181 196H184V198L182 199H180L179 198ZM20 196V197H19ZM100 197V196H102L101 197V199L103 200V202L104 201H110V202H113V203H110L108 206L109 207H105V206H103V207H105V208H101L100 209V207H98V210H97V208L96 209H94V210H96V211H94V213H92V214H94V215H91L90 214V216L88 215V217L86 216V218H84L83 216H82V219H79V218H81L80 216L82 215L81 214V212H83V208L85 207V205H87V202L89 203V201H86L87 199H91V201H93V202H100V200L99 199H96V197ZM175 196H177L178 198H179V200H176V198H174ZM215 196H217L216 198H217V200H215L216 198H215ZM141 197L142 198H146V197H143L142 196V194H141ZM173 197V198H172ZM166 198H168V199H170V198H172V199H175V200H173V201H166L165 199ZM211 198H209V200H211ZM215 198V199H214ZM12 199H14V198H12ZM137 200V201H136ZM163 200H165V201H163ZM26 201V202H25ZM162 201V202H161ZM263 201V202H262ZM210 202V203H209ZM252 202H255L256 204V208H258L259 206H262L263 205V212H262V214L260 215L259 213H256V211L254 210V212L256 213H254L252 210H247L248 209V207L249 208H251V207H253L250 203H252ZM258 202H259V204H258ZM75 203V204H74ZM144 203V202H143ZM156 203V202H155ZM205 203V202H204ZM223 203V204H224ZM146 204V203H145ZM206 204V203H205ZM212 204V205H211ZM222 204V203H221ZM246 204H249V205H251V207L249 206V205H247L248 207H246V206H244V205H246ZM61 207H60V206ZM113 207H112V206ZM146 205H149V204H146ZM146 205H145V207H146ZM157 205H158V202H157ZM214 205V206H213ZM218 205V206H217ZM259 205V206H258ZM66 206V205H65ZM203 206V207H202ZM206 206V205H205ZM222 206H225V205H222ZM258 206V207H257ZM83 207V208H82ZM149 207H151V206H149ZM160 207H162V209L160 208ZM202 207V208H201ZM214 207H216V209L214 208ZM219 209H218V208ZM229 207V206H228ZM243 207H246V209L245 208H243ZM66 208H68V207H66ZM148 208V207H147ZM188 208H196V210H198V212L199 213H197V212H195V211H188V212H186L187 211V209ZM198 208V209H197ZM201 210H200V209ZM204 208V209H203ZM206 208H208V209H206ZM100 209V210H99ZM104 209V210H103ZM142 209H145L144 208V206L142 207V208H140L139 209V212L140 213H142L141 215H142V217L143 216H145L144 214H146ZM224 209H227V210H224ZM260 209V208H259ZM29 210V211H28ZM49 210H53V209H49ZM82 210V211H81ZM103 210V211H102ZM142 210V211H141ZM189 210V209H188ZM162 211V212H161ZM185 211V212H184ZM201 211V212H200ZM73 212V213H72ZM130 212V211H129ZM138 212V211H137ZM184 212V214H182V215H179V214H181V213H183ZM194 212V213H193ZM251 212H253V213H251ZM260 212V211H259ZM38 213V214H37ZM140 213H139V215H140ZM144 213V214H143ZM81 214V215H80ZM85 213H83V215H84ZM115 216H114V215ZM40 215V216H39ZM111 215V214H110ZM112 215H113V220H114V224H120L121 222V224H120V227L118 228V229H120V228H122V230L123 231H120V230H118V232H116L114 229H112L111 228V230H109L108 231V229L107 228H105L106 229V231L104 230V228H103V230L105 231V233H103V232H99V235H97V236H95L96 237V239H95V237L93 238L92 237V239H91V241L89 242V241H87L88 239H90V238H87V242H88V249H87V251H89L90 253H91V251H92V253H93V251L95 252V250H103L105 247H108V245H112L113 243V245H116L115 244V242L117 243V244H119V245H116V246H118L119 248L117 249V250H115V251H118V250H121V247H123V248H127V246H125L124 245V243L126 244V243H133L132 245L130 244V246H129V244H126V245H128V247H135V249H134V259H135V256H136V260H139L138 259V257H140V259H142V257H147V256H149V257H152V256H155V259H157L158 257H159V255H160V253H165V254H168V252H170L171 251V253H173L174 251H179V252H181V253H183L184 255H189V253H195L194 251H192L191 249V251L187 248V246L189 245V241H191L190 243L192 244V245H194L195 244V246L197 245V248H198V246L199 245H202V244H200L199 242L201 241H199V240H197L195 237L196 236H193L192 238H190L191 236H185V235H183L184 233V231H188V230H190V229H188V230H184L183 232H181L182 230L180 229V227H178V223H176L175 225H177V227L176 226H173V224H172V226L171 225H165L164 223H163V221H160L161 219H159L158 220V218H156V216H154L152 219L153 220H155L156 219V221L158 220L159 222L157 223V225L155 224L154 226H155V228H159V230H160V228H162L163 229V231H167V232H169L170 234L172 233H174L175 235H177L178 236V238L180 239V238H185V243H186V241H187V243H188V245H186V247H185V245L184 246H181V247H184V248H186V249H179L178 247H179V245H178V247H176L175 246V244H174V246L176 247V248H178V249H176L175 247H173V244L171 243H169L167 240H169L170 241V238H168V239H166V238H164V237H166V236H164L163 235V237H162V235L161 234H159L158 235V233L156 234V231L153 229V227H152V230L153 231H155V232H153L152 230H146L147 232H149V233H147V234H150V233H152V234H150V236H144V234H143V236L144 237H141L142 235H138V230L137 229H140L141 230V228L142 229H144V227H147V226H144L145 224L144 223H142V224H139V226L141 227H137L138 226V224H137V226L135 227V225H133V224H131L132 226H134V227H132L131 225L129 226V223L131 222V221H129V219H127L126 220V218L124 219V221L122 220V218H123V216L121 217V215L119 216L118 214H116L115 212H113L112 213ZM116 215H118L119 217H121L120 219L121 220H118V218H116ZM259 215V216H258ZM39 216V217H38ZM85 216V215H84ZM104 216V215H103ZM102 216V217H103ZM106 216V215H105ZM107 216L105 217L106 219H107ZM141 217V216H140ZM159 217V218H160ZM263 217V218H262ZM105 218H104V220H105ZM109 218H111V216L109 217ZM108 218V219H109ZM34 219H33V221H34ZM102 219V218H101ZM108 219H107V222H108ZM103 220V221H104ZM112 220V221H113ZM116 220H118V222H116ZM126 220V221H125ZM152 220V221H153ZM109 221H111V219H109ZM243 221V222H242ZM46 222V223H45ZM64 222V223H65ZM98 222H96V223H98ZM105 222H106V220H105ZM116 222V223H115ZM123 222H126L127 223V225H125V223L123 224ZM140 222V221H139ZM40 223V224H41ZM133 223V222H132ZM194 223H197L198 224V226H194L195 228H193V224ZM244 223V225H242ZM48 224L50 225V226H48ZM83 224V223H82ZM144 224V225H143ZM167 224V223H166ZM192 224V225H191ZM196 224V225H197ZM68 225V224H67ZM66 225V226H67ZM195 225V224H194ZM74 226V227H73ZM90 226H93V225H90ZM153 226V225H152ZM157 226V227H156ZM159 226V227H158ZM229 226V227H230ZM250 228H249V227ZM256 226H258L257 228H256ZM18 225H16V223L15 222H12L11 224H9V225H7V226H5V228H3V226H2V229L0 228V239L2 238V237H5V239H6V241H7V239L9 238V239H11V242L13 243V244H11V242H10V246H12L13 247V250H16V249H18V250H16V251H21V254L20 255H18L17 253V255H11V253L12 252H14V251H11L10 253H8L9 255H11V256H9L8 254H7V252H9V250H11V249H9L7 246V251H6V254H5V256L6 255H8L7 257H9L10 259H9V261H8V259H7V257L5 258L3 255L4 254H2V253H0L1 255H2V257L0 256V264H23L25 261H26V257H25V255H24V253H32V252H34V253H37V251H39L38 252V254L40 253V252H43L42 254H47V255H49V250H50V248L49 247H47V246H42L41 244H40V242H35L34 240L32 241V240H26L25 239V241H24V239L22 240V242H23V244L24 245H22V247L20 246H18V244H20V243H22L21 242V237H19V234H20V232L18 233V231H19V229H18ZM103 226H101V228H102ZM125 227H126V229H125ZM129 228V230H128V232H127V229ZM131 227L133 228V231H132V229H131ZM61 228H62V226H61ZM100 228V229H101ZM136 228V229H135ZM148 228V227H147ZM151 228V227H150ZM182 228V227H181ZM183 228H186V227H183ZM196 229V230H198V231H200V230H202V229ZM225 228V229H226ZM87 229V228H86ZM86 229H85V231H86ZM135 229V230H134ZM206 229V228H205ZM208 229H210V228H208ZM210 230V231H208V232H214V235H216L215 233H216V231L217 230ZM260 229V228H259ZM18 230V231H17ZM87 230H89V229H87ZM113 230V231H112ZM124 230H126L125 232H124ZM158 230V231H159ZM232 230V229H231ZM258 230V229H257ZM262 230V229H261ZM58 231V232H57ZM151 231V232H150ZM157 231V232H158ZM160 231H162V230H160ZM162 231V232H163ZM190 231V232H191ZM204 231V230H203ZM201 231V233H200V235H199V237L201 236V238H203L204 237V239H205V236L204 235H201V234H205V232H206V234L205 235H207V231ZM115 232H116V234H115ZM136 232H137V234H136ZM161 232V233H162ZM189 232V231H188ZM193 232V231H192ZM227 233V235H230L231 237H227V235H226V233ZM240 232H237V233H240ZM52 233L50 234V235H52ZM101 233H103V234H101ZM112 233V234H114L115 235V237L114 236H111L110 234ZM135 233V234H134ZM155 233V234H154ZM160 233V232H159ZM165 233V232H164ZM163 233V234H164ZM181 233H183V234H181ZM193 233H195V234H197L198 232H193ZM198 233V234H199ZM225 233V234H224ZM232 233H234V234H232ZM236 233V234H237ZM132 234L134 235V236H132ZM145 234H146V232H145ZM154 234V238L153 239H150V237L152 238V235ZM168 234V233H167ZM166 234V235H167ZM213 234V233H212ZM17 235H18V237L19 238H16L17 237ZM49 235V236H50ZM60 235H62V233H60L59 235H58V238L59 237H61ZM138 235V236H137ZM156 235V236H155ZM158 235V236H157ZM169 235V234H168ZM21 236V235H20ZM135 236H137L136 238H135ZM140 236V237H139ZM198 236V235H197ZM203 236V237H202ZM211 236V237H210ZM226 236V237H225ZM15 239H14V238ZM132 237V238H131ZM139 237V238H138ZM149 237V238H148ZM189 237V238H188ZM97 238H100L99 240L97 239ZM186 238H187V240H186ZM196 240H195V239ZM233 238V239H232ZM18 239H20V240H18ZM133 239H134V241H133ZM188 239H189V241H188ZM190 239H194V240H190ZM238 239V240H237ZM3 241H4V238L2 239ZM61 240V239H60ZM182 240V239H181ZM3 241H0V242H3ZM20 241V242H19ZM63 241V240H62ZM61 241V244L62 243H65V242H62ZM119 241H122L121 243L119 242ZM248 241H247V243L245 244V245H249V243H248ZM182 242V241H181ZM258 242H260V243H258ZM38 243V244H37ZM42 243V242H41ZM45 243V242H44ZM83 243L85 244V240H83ZM213 243V244H214ZM43 244V243H42ZM45 244H47V243H45ZM122 244H123V246H122ZM190 244V245H191ZM217 244V246H219ZM243 244V243H242ZM257 244H255V246L257 245ZM66 245H67V242H66ZM172 245V246H171ZM233 245V246H232ZM250 245V246H251ZM18 246V247H17ZM65 246V245H64ZM85 246V245H84ZM87 246V245H86ZM85 246V248H87ZM116 246H115V248H116ZM213 246V245H212ZM229 246H227V247H229ZM240 246H243V248L245 249V246L244 245H240ZM261 246V249H262V245H260ZM15 247V248H14ZM47 247V248H46ZM67 247V246H66ZM201 247H203V246H201ZM49 248V249H48ZM82 248H84L83 246H82ZM84 248V249H85ZM109 248V247H108ZM107 248V249H108ZM114 248V249H115ZM206 248V247H205ZM213 248V247H212ZM221 248V247H220ZM232 248V249H233ZM238 248H241V247H239L238 246ZM237 248V249H238ZM106 249V248H105ZM106 249V250H107ZM196 249V248H195ZM214 249H212L211 251V253H214ZM228 249H231V248H228ZM67 250H69V247H67ZM86 250V249H85ZM100 250V251H101ZM137 250V251H136ZM199 250H201L200 249V246H199ZM205 250V249H204ZM221 250V249H220ZM224 250V249H223ZM52 251V250H51ZM70 251V253H71V249L69 250ZM73 251H75L74 253H76V255L77 256H79L78 257V259L79 258H88V256H86V255H84L83 254V256H86V257H82V254H81V257H80V254L78 255V253L76 252V250H73ZM72 251V252H73ZM104 251V250H103ZM205 251H207V250H205ZM216 251V250H215ZM225 251H227V250H225ZM223 252V254L221 255V256H223L224 255V253L226 254L227 252ZM237 251V250H236ZM238 251H239V249H238ZM241 251V253L243 252V249L242 250H240ZM248 251V250H247ZM264 251V250H263ZM23 252V253H22ZM68 252V251H67ZM81 252V251H80ZM105 252V251H104ZM197 252H199V251H197ZM201 252V257H202V259L204 260V264H210L211 263V260H210V262H208V257L206 256V255H204V253L205 252H203V250L202 251H200ZM230 252V251H229ZM234 252H235V250H234ZM245 252V251H244ZM255 253L257 252V251H254ZM259 252H261V251H259ZM15 253V252H14ZM53 253V254H52ZM50 252V255H51V258H52V260L55 258V260H53V263H55V264H69V260L67 261V262H65V261H63L62 260V256L60 257L59 255H57L56 254V256H58V257H60L61 258V260H60V262L58 261V259H57V257L55 256H53V255H55V253L54 252ZM69 253V252H68ZM74 253H72L73 254V256L75 255ZM108 253V252H107ZM122 253V252H121ZM120 253V254H121ZM174 253H176V252H174ZM231 253H232V251H231ZM236 253V252H235ZM234 253V254H235ZM251 253V252H250ZM249 253V254H250ZM253 253V252H252ZM13 254V253H12ZM102 253H100L99 255H101ZM118 254V253H117ZM119 254V255H120ZM146 254H148V255H146ZM162 254V255H163ZM220 254V253H219ZM230 254V253H229ZM233 254V255H234ZM237 254V253H236ZM40 255V254H39ZM38 255V256H39ZM44 255H43V257H44ZM50 255L49 256H47V258L48 257H50ZM70 256H71V254H69ZM90 255V254H89ZM124 255V254H123ZM146 255V256H145ZM158 255V256H157ZM192 255V254H191ZM211 255V254H210ZM227 255V254H226ZM69 256V257H70ZM98 256V255H97ZM105 256V255H104ZM122 256V255H121ZM125 256V255H124ZM128 256V255H127ZM127 256H125L124 258H126ZM40 257H42L41 255H40ZM42 257V258H43ZM46 257V256H45ZM74 257H76V256H74ZM129 257V259H131V261H132V263H134L135 261H133V259H132V257L133 256H128ZM131 257V258H130ZM149 257H147V258H149ZM211 257V256H210ZM51 258H50V260H51ZM98 258H99V256H98ZM152 258H154V257H152ZM151 258V259H152ZM253 258V257H252ZM7 261H6V260ZM23 259H24V262H23ZM29 259V258H28ZM32 259V261L33 260H36V259H34L33 257H31L30 256V260ZM49 259V258H48ZM65 259H67V258H65ZM84 259H83V261L82 260H80L81 262H85L84 264H93L94 263V260H93V262H90V261H88L87 262V260L89 259H87L86 261H84ZM75 260H77V259H75ZM90 260V259H89ZM128 260V259H127ZM152 260H154V259H152ZM202 260V261H203ZM263 260V259H262ZM6 263H5V262ZM37 261V260H36ZM46 261V260H45ZM44 261V262H45ZM79 261V260H78ZM92 261V260H91ZM120 261V260H119ZM123 260H121V263L119 262V264H127L125 261V263L124 262H122ZM130 261V262H131ZM140 261V260H139ZM138 261V263H136L135 262V264H140L141 262H145V263H143V264H146V261H141V262H139ZM162 261V260H161ZM231 261V260H230ZM233 261V260H232ZM238 261V260H237ZM236 261V262H237ZM244 261V260H243ZM243 261L241 262V264L243 263ZM248 261V260H247ZM255 260H253V262H254ZM34 262V261H33ZM43 262V263H44ZM48 263L47 264H50L51 263V261L49 262V261H47ZM118 262V261H117ZM129 262V263H130ZM235 262V261H234ZM252 262V263H253ZM80 263V262H79ZM149 263V262H148ZM152 264H158V263H160L159 262V260H158V263H157V261H152L151 262ZM150 263V264H151ZM244 263L245 264H247L248 262H245L244 261ZM263 264V261L261 262V261H258V264ZM44 264H46V262L44 263ZM52 264V263H51ZM71 264V263H70ZM73 264V263H72ZM131 264V263H130ZM227 264V263H226ZM236 264H238V263H236ZM249 264H250V262H249ZM255 264H257V261H256V263Z\"/></svg>",
  "mask_w": 264,
  "mask_h": 264
}]
</instances>
